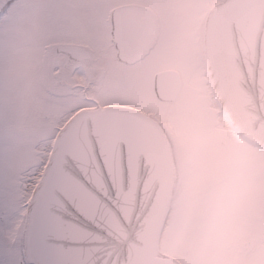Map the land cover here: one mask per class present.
<instances>
[{"label":"water","instance_id":"1","mask_svg":"<svg viewBox=\"0 0 264 264\" xmlns=\"http://www.w3.org/2000/svg\"><path fill=\"white\" fill-rule=\"evenodd\" d=\"M133 11L151 18V41L141 46L130 39L124 50L115 48L127 65L144 56L156 34L151 11L135 5ZM205 55L224 113L245 141L264 150V0H230L215 9L206 23ZM181 87L177 72L155 77L160 102L174 103ZM50 168L63 181L52 212L77 250L76 264H177L155 253L174 174L158 122L121 106L80 111L58 137L45 175Z\"/></svg>","mask_w":264,"mask_h":264},{"label":"rangeland","instance_id":"2","mask_svg":"<svg viewBox=\"0 0 264 264\" xmlns=\"http://www.w3.org/2000/svg\"><path fill=\"white\" fill-rule=\"evenodd\" d=\"M198 1L170 0L168 7L177 9L164 16L170 30L183 23L187 44L205 39L208 12L224 0H206L201 7ZM142 2L132 0V4ZM5 22L2 17L0 26ZM18 39L15 48L0 47V125L18 119L9 111L20 108L21 80L31 73L27 43L23 36ZM112 57L103 61L106 76L93 71L92 83L96 94L99 82L109 81L116 93L113 102L101 103L97 95L93 97L102 105L132 107L158 122L171 153L174 174L156 257L177 264H264V150L245 143L225 126L209 87L205 60L204 72L198 76L174 59L164 66L146 67L143 73V64L127 69L141 73L131 80ZM162 68H182L188 74L179 98L169 106L160 104L153 93L154 73ZM27 103L30 108L36 105L31 95ZM54 149L55 144L41 151L45 167Z\"/></svg>","mask_w":264,"mask_h":264},{"label":"snow or ice","instance_id":"3","mask_svg":"<svg viewBox=\"0 0 264 264\" xmlns=\"http://www.w3.org/2000/svg\"><path fill=\"white\" fill-rule=\"evenodd\" d=\"M145 6L155 5L144 0L139 7ZM3 19L0 47L15 48L23 36L30 60L31 98L51 119L33 120L23 135L8 124L0 125V264H76L77 250L67 243L63 221L52 212L62 177L50 168L39 187L36 183L46 161L41 149L54 137L58 117L80 103L73 96L50 102L51 90L72 72L60 49L89 44L111 60V50H124L130 39L148 44L152 20L133 11L132 0H19ZM73 51L81 64L88 63L87 57ZM115 94L109 81L99 82L96 95L101 103L113 102Z\"/></svg>","mask_w":264,"mask_h":264},{"label":"flooded vegetation","instance_id":"4","mask_svg":"<svg viewBox=\"0 0 264 264\" xmlns=\"http://www.w3.org/2000/svg\"><path fill=\"white\" fill-rule=\"evenodd\" d=\"M14 1L15 0H0V21L3 17L4 9ZM229 1L230 0H224L217 6L209 10L208 16L215 9L225 5ZM169 2L170 0H152L151 3L148 4L155 5L154 7H147V6L143 7L151 11V13L154 16L156 34L149 49L137 63L133 65H127L120 62L117 59V52L115 51V48L112 49L114 51V55L113 52L111 53V55L113 56L112 58L114 59V62H116V65L119 68V70L123 71V73H125L127 76L128 75L132 76V77L126 76V78L132 80L133 78H137V76H140V74L144 72L146 67L155 68L157 66H164L166 63L174 59H176L180 65L185 67L188 73L192 71L194 75L198 76L201 75L202 72H204L203 63L205 60V39L203 40V37L200 39L195 38L193 40V43L187 44V41L184 36L185 35L184 29H182L181 27L183 26V23L176 25L177 26L176 29L173 30L169 29L170 23L168 18H164V16L166 15L165 13H167V11L175 12V10L177 9V8L170 9L168 7ZM205 2L206 0H199L197 4H200L201 7L202 4H206ZM142 3H133V5L139 7V5H141ZM175 15H179V13H175ZM161 16H163V19L161 18ZM207 18L205 21V25L207 22ZM161 21H163L162 23L163 29L161 28V24H160ZM66 48H68L67 51L65 50ZM73 49H77L81 54L87 57L88 63L81 64L79 57L77 56L76 52L73 51ZM60 54L63 55L67 59V61L71 64L72 72L66 80H64L60 85H58L56 88L51 90V92L49 93L51 97L50 102H60L66 99L68 96H73V97H79L80 103L75 105L71 111H68L64 113L62 116L58 117L59 122L56 124V131L54 137L48 142H55L63 132L65 126L73 120V118L78 112L94 111L108 106V105H102L98 100H96L93 97V95L94 96L96 95L93 89L94 83H92L93 71L97 73L98 76L101 77L106 76L107 74V71L106 72L104 71L105 68L103 65V61L105 60V58L102 57L100 51L98 49L93 48L89 44H79V45L70 44L60 49ZM99 59H102V61H99ZM141 64H143L142 66H140L143 69L141 73L139 72V70H135L131 73H128L126 71L127 69H137L136 67H139V65ZM27 65L29 66L30 63H27ZM168 71H174L179 74L182 83V87L180 91L181 94L183 89L184 75L188 76L187 72H185V69L183 70L181 68V70H177L171 68H162L157 72H155L153 76L152 87H153L154 95H155L154 92L155 77L159 73L168 72ZM25 75L26 76L25 77L23 76L21 80L22 87L20 88L19 91L20 95L23 97V100H21L20 108L17 109L16 111L11 109L9 111L10 115H14L18 119L10 120V123L8 125L12 126L19 135L24 134L28 124L31 123L33 120H39L43 122L51 119V114L46 109L41 107L38 110L37 106L34 104H32L31 108L28 106L27 102H28V97L30 96L28 83H29V79L31 78V73ZM158 102L164 106L171 105L169 103H163L160 101ZM115 106L128 107L126 105H115ZM28 107L30 109H28ZM20 247L23 250V244H21ZM239 252L241 253V251Z\"/></svg>","mask_w":264,"mask_h":264},{"label":"bare ground","instance_id":"5","mask_svg":"<svg viewBox=\"0 0 264 264\" xmlns=\"http://www.w3.org/2000/svg\"><path fill=\"white\" fill-rule=\"evenodd\" d=\"M226 119V120H225ZM223 119V122L225 124L226 127L228 128H231L233 129L235 132H237L238 134H240L242 137H244L245 139H247L246 136H244L240 130L237 128V126L235 125V123L232 121V119L229 117V116H226V118ZM227 121V122H226ZM249 140V139H248ZM54 143L51 142L49 144H46L44 145V147L41 149V151H49L51 147H53ZM48 154V153H47ZM45 169V168H44ZM44 169L39 173V177L36 178V183L38 184L40 182V180H42L41 178H43V174H44ZM167 215H168V210L166 208V210H164L161 214V218H160V224H159V227H158V232H157V235H156V238H155V253L157 254L158 252V244H159V238H160V235L163 231V228H164V224H165V221H166V218H167Z\"/></svg>","mask_w":264,"mask_h":264}]
</instances>
